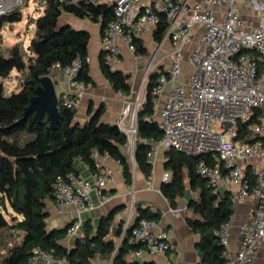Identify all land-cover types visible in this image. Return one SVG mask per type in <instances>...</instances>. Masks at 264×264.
<instances>
[{"label": "built area", "instance_id": "1", "mask_svg": "<svg viewBox=\"0 0 264 264\" xmlns=\"http://www.w3.org/2000/svg\"><path fill=\"white\" fill-rule=\"evenodd\" d=\"M31 2L36 11L48 6V0H0V18L22 10ZM113 11V19L103 29L102 38L104 59L113 70L121 55L118 43H124L135 53L134 38L146 32L154 34L162 17L168 27L160 45L167 41L176 45L168 69H161L158 64L149 65L136 91L129 96L118 92L125 97V105L116 126L127 137L130 160L135 163L137 145L144 143L152 146L149 155L152 164L159 150L187 157L207 156L217 162L214 165L202 159L197 165V172L208 187L214 191L228 190L233 203L253 205L252 217L240 226L241 241L236 253L229 250L232 222L224 223L216 231L225 247V264H254L257 252L264 246V0H204L202 3L117 0ZM198 33V43L185 50L193 45ZM185 60L192 72L168 93L162 104L159 103L167 85L181 76ZM91 61V56L87 55L71 65L52 67V73L59 70L64 77L59 109H78L90 86L79 80L78 75L83 65ZM156 72L159 77L153 91L155 119L163 133L159 142L142 139L138 123L139 113L146 104L150 77ZM17 79L19 86L24 78ZM240 124L245 125L243 134ZM104 156L109 155L94 154L96 171L90 177L71 173L59 177L54 185L56 210L73 208L78 216L67 230L64 240L67 247H71L83 231L81 214L96 208L93 194L104 202L102 191L112 180V171L100 161ZM170 179V173L165 172L162 182ZM153 188L154 182L150 180L148 189ZM132 209L130 204L120 244L127 230L135 224L128 242L140 247L132 253L133 258L167 253L171 248L170 231L154 233L158 222L146 218L135 221ZM27 264H67V260L56 259L51 253L37 249Z\"/></svg>", "mask_w": 264, "mask_h": 264}, {"label": "trees", "instance_id": "2", "mask_svg": "<svg viewBox=\"0 0 264 264\" xmlns=\"http://www.w3.org/2000/svg\"><path fill=\"white\" fill-rule=\"evenodd\" d=\"M177 1V0H175ZM43 14L32 23L36 32L26 50L16 44L4 52L0 48V264H27L37 249L51 253L56 259L67 260V264H92L103 258L111 259L112 264H138L131 260V255L139 245L130 244L127 230L124 240L118 244L122 235L113 236V220L124 207L114 209L103 217L95 229L90 222L84 226L83 235L77 237L71 247L64 244L67 229L48 230L47 219L49 202H53L54 185L59 177L77 173L75 164L84 162L92 172L96 171L94 154L106 153L122 167L126 183L133 184V171L129 159L121 153L127 146V137L116 125L101 122L100 110L85 125L76 122V110L61 108V119L55 130L43 119L34 121L33 114H26L31 98L35 95L41 79L52 75V67L71 65L77 58L84 59L88 54L90 34L85 30H76L70 25H61L63 14H70L79 19H89L99 23L102 29L113 19V6L102 0H48ZM22 20L21 10L0 18V30L5 22L11 25ZM165 17L154 31V40L161 44L167 30ZM135 54L145 56L148 51L140 38H134ZM104 77L116 92L129 96L132 92L131 74L113 70L100 58ZM24 81L9 94L5 84L13 72ZM159 73H153L147 88V100L139 113V135L142 139L156 142L162 140L163 133L156 121L155 96L153 91L158 84ZM78 79L90 84L89 65H83ZM151 118L152 120H148ZM243 134L244 126L240 124ZM26 133L34 139L21 145L15 135ZM152 146L140 143L135 151V163L149 179L153 174V164L149 157ZM205 159L211 164L217 162L210 157H187L170 152L165 162V171L171 179L163 182L161 192L176 208L179 199H184L187 190L193 195L188 206L197 217L189 219L188 224L199 236L197 252L198 264H225V247L216 236V231L231 221L234 206L229 194H219L209 188L207 182L198 174L197 165ZM138 220L146 218L160 221L161 215L151 207L139 208ZM10 228L23 234L20 244L1 251L2 230ZM144 264H154L150 261Z\"/></svg>", "mask_w": 264, "mask_h": 264}, {"label": "crops", "instance_id": "3", "mask_svg": "<svg viewBox=\"0 0 264 264\" xmlns=\"http://www.w3.org/2000/svg\"><path fill=\"white\" fill-rule=\"evenodd\" d=\"M102 1L107 5L113 6L117 0ZM203 1L204 0H190L191 3H202ZM60 24L70 25L76 30H85L90 34L88 54L92 58L89 64V74L92 78V82L90 83L86 96L76 110V122L85 125L101 110V122L109 125H116L117 117L125 105V97L113 89L109 81L104 77L101 69L100 58L103 53L102 26L89 19L82 20L70 14H63L60 19ZM199 34L200 33L195 36L193 45L185 50H190L198 43ZM140 39L143 41L148 51L145 56H137L134 52H131L124 43H118L121 55L114 70L132 75L130 81L132 86L131 93L136 91L139 87L143 73L149 65L158 64L161 69H168L171 64L167 63V56H165V54L167 55V53L170 52L174 53L176 49V45L170 41H167L163 45L159 44L162 46L159 48L160 46L155 42L154 34L151 32H146ZM187 53L188 51L184 54L185 58L187 57ZM191 72L192 68L185 60L181 76L176 81L170 82L167 85L165 92L159 98V103L162 104L168 93L184 82ZM13 74L17 76V72L14 71L11 76H14ZM51 76L55 82V87L59 86V92L62 94V84L64 81L62 72L56 70ZM15 139L21 145H25L27 142L33 140L34 136L27 135L26 133H18L15 135ZM165 158H168V154L163 150H159L156 161L153 164L152 177L149 179L139 170L138 166L136 168L132 167L133 184L129 186L123 177L120 164L110 156L101 157L100 161L104 167L112 171V180L102 191L104 202L98 195L93 194L92 199L96 208L93 211L81 214L80 217L84 226L86 223L90 222V225L96 229L103 217L109 215L116 208L124 207L120 213L116 214L113 220V228L118 227V229L122 228L123 230L125 219L129 214L128 209L130 204L133 206L132 217L135 218L138 215L140 207H151L153 212L161 215L158 226L153 229V232L158 233L160 230H169L171 234V248L165 254H159L153 257L146 256L142 259L154 264H198L199 255L197 252V244L199 242V236L193 232L188 224L189 219H196L197 217L189 210L185 199H179L177 207L172 208L160 190L163 183L162 177L166 172L164 168ZM75 167L80 176L88 178L93 173L82 161H77ZM150 180L154 182V188L152 190L148 189V182ZM227 193L229 194L228 190ZM233 206L234 214L231 219L232 228L229 237V250L232 253H236L240 247L241 241L240 226L252 217L253 205L250 203L238 202L233 203ZM48 211L50 216L47 219V225L50 231L63 229L65 227L68 228L78 217L73 208H69L62 212L57 211L54 202H49ZM121 221L123 222L119 225ZM83 233L84 231H82L81 236ZM120 238L121 236L115 239L118 241V244H120ZM22 241V232L10 228L2 230V253H6L9 248L20 244ZM131 260L135 261L132 255ZM92 264H112V261L111 259L98 258L92 261ZM254 264H264V246L257 252Z\"/></svg>", "mask_w": 264, "mask_h": 264}, {"label": "water", "instance_id": "4", "mask_svg": "<svg viewBox=\"0 0 264 264\" xmlns=\"http://www.w3.org/2000/svg\"><path fill=\"white\" fill-rule=\"evenodd\" d=\"M59 97L56 91L55 82L53 81L52 76H46L41 79L40 86L37 87L35 95L30 100V105L27 108L26 114H33L34 121L40 123L43 119L49 123V128L55 130L61 119V111L58 107ZM227 126H231L227 124ZM121 153L126 156L127 159H130V155L127 153V148H121ZM217 193L226 194L227 190L220 188ZM187 206L190 205L193 200V196L189 190H187L185 198ZM138 220V217L135 218V221ZM123 221L119 223L122 224ZM135 226L132 225L129 230L133 229ZM63 229H67L66 227ZM113 236H118V227L113 228ZM135 262L138 264H144L146 261L142 258L135 259Z\"/></svg>", "mask_w": 264, "mask_h": 264}, {"label": "rangeland", "instance_id": "5", "mask_svg": "<svg viewBox=\"0 0 264 264\" xmlns=\"http://www.w3.org/2000/svg\"><path fill=\"white\" fill-rule=\"evenodd\" d=\"M43 12V10L36 11L34 4L31 2L21 10L22 20L20 22H17L13 25L8 22H5L2 26L0 33V48L4 52H6L9 48L13 47L14 45L20 44V46H22L23 49L26 50L27 46L29 45L31 39L33 38L36 32V26L31 21L32 19L38 18L40 15L43 14ZM161 47L162 46H160L159 48ZM173 54V52L167 53V55L165 54V56H167L166 61L168 64H171ZM16 86L18 88V79L14 75L6 81V93L9 94L13 90H17ZM56 90L57 92L60 91L59 86L56 87ZM57 94L59 97H61L60 92ZM130 163L132 167H137L136 163H133L132 160H130Z\"/></svg>", "mask_w": 264, "mask_h": 264}]
</instances>
